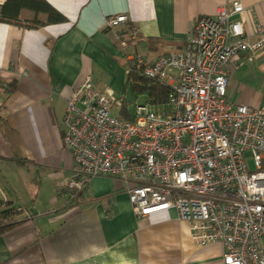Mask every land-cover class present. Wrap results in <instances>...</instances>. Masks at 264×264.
Returning a JSON list of instances; mask_svg holds the SVG:
<instances>
[{"label":"crops","instance_id":"obj_1","mask_svg":"<svg viewBox=\"0 0 264 264\" xmlns=\"http://www.w3.org/2000/svg\"><path fill=\"white\" fill-rule=\"evenodd\" d=\"M231 1L0 0V79L14 82L0 88V212L12 209L0 220L17 222L0 234V264H223V245L194 241L175 210L138 217L118 178L95 177L73 198L60 184L74 166L64 117L75 88L92 75L96 89L126 97L128 54L185 51L196 18ZM241 1L235 18L255 39L264 0ZM44 3L66 20H50ZM117 14L128 20L108 27ZM243 58L227 63L228 97L264 108V48L236 66Z\"/></svg>","mask_w":264,"mask_h":264},{"label":"built area","instance_id":"obj_2","mask_svg":"<svg viewBox=\"0 0 264 264\" xmlns=\"http://www.w3.org/2000/svg\"><path fill=\"white\" fill-rule=\"evenodd\" d=\"M230 8L199 17L183 52L155 61L128 55L127 73L169 87L162 105L137 103L124 119L111 104L120 108L125 97L95 91L89 77L75 88L64 138L74 166L63 185L73 197L95 177L118 178L138 217L175 210L194 241L223 245V264H264V108L229 99L227 70L235 55H245L236 66L255 59L264 29L250 39L233 19L243 4ZM127 19L117 14L107 23ZM138 34L130 32L133 39Z\"/></svg>","mask_w":264,"mask_h":264},{"label":"trees","instance_id":"obj_3","mask_svg":"<svg viewBox=\"0 0 264 264\" xmlns=\"http://www.w3.org/2000/svg\"><path fill=\"white\" fill-rule=\"evenodd\" d=\"M44 9L50 14V16H52L50 20H56V21L66 20V18L63 15H61L58 11H56L54 8H52L50 5H47L46 3H44ZM38 25H40V23H35V22L32 23L31 21H27L26 23V26L28 27H36ZM127 80H128V85L132 88L133 93L136 94V96L139 95L140 93H145L148 95V100L146 102H151L155 106H160L163 103L167 102L170 92L168 86L160 84L156 81H151L149 79L140 77L137 74H131V73H127ZM13 84L14 82H6L5 80L0 79V88L3 89L9 88V90H11L10 88L11 86H14ZM125 100L126 102H124L122 107H120L121 109L119 108V106H116L115 108H118L119 110L118 112L122 118L131 119L132 114L130 112V109L126 107L127 98H125ZM113 109L114 108H112V110ZM118 112L114 114H118ZM11 210H12L11 208H6L1 210L3 212L0 213L6 214L8 213L7 211H11ZM10 221L12 220H0V234L2 232H5L6 230H8L10 227H12L17 223V222L9 223Z\"/></svg>","mask_w":264,"mask_h":264},{"label":"rangeland","instance_id":"obj_4","mask_svg":"<svg viewBox=\"0 0 264 264\" xmlns=\"http://www.w3.org/2000/svg\"><path fill=\"white\" fill-rule=\"evenodd\" d=\"M234 1H236V0H232L231 2H229V3H227V4H224V5H222V6H220V8H222V7H224V6H230L231 8L230 9H232V5H233V2ZM238 1H240L242 4H243V2L241 1V0H238ZM243 6H244V4H243ZM219 8V9H220ZM244 8H245V6H244ZM219 9H218V11H217V13L216 14H218V12H219ZM216 14H214V15H211V16H215ZM127 15V14H126ZM204 15H207V16H209L210 14H204ZM238 15V14H237ZM115 16V15H114ZM201 16H203V15H200L199 17H201ZM235 16L236 15H234L233 16V19H235V20H238L237 18H235ZM110 17H112V16H110ZM198 17V18H199ZM127 18H128V15H127ZM198 18H196V20L194 21V23H193V27H192V32H191V35H190V37L192 36V33H193V29H194V26H195V24H196V21H197V19ZM232 18V17H231ZM109 19V18H108ZM128 20V19H127ZM126 20V21H127ZM125 21V22H126ZM240 21V20H239ZM124 22V23H125ZM106 25L108 26V27H112V26H110V25H108V23H107V21H106ZM121 26V25H120ZM115 27H119V26H115ZM135 27H132L131 29H130V31H129V33L134 29ZM135 29H137V28H135ZM190 37H189V39H190ZM189 41V40H188ZM138 42V41H137ZM188 43V42H187ZM131 54H139V53H131ZM128 55H130V54H128ZM128 55H127V57H128ZM127 67H128V64H127ZM127 69V68H126ZM91 78V80L93 81V76L92 75H88L86 78ZM85 80V79H84ZM83 80V81H84ZM170 81H174V80H172V79H170ZM93 84H94V81H93ZM96 88H95V85H94V90H95ZM97 91H100V90H98V89H96ZM95 90V91H96ZM112 91V90H110V89H107V90H105V91H100V93H102V94H106V92L107 91ZM113 92V91H112ZM114 93V92H113ZM126 98H127V105H126V107L128 108V109H130V112L132 113L133 112V110L135 109V106H136V104L137 103H143V102H146L147 100H148V95L147 94H145V93H140L139 95H137L136 96V94H134L133 93V90H132V88L130 87V86H128L127 85V90H126ZM73 94V93H72ZM116 95V94H115ZM116 96H119V97H123V96H120V95H116ZM70 98V97H69ZM68 98V99H69ZM124 102H126V100H124ZM117 105H116V102L114 101L112 104H111V108L113 107L114 109H113V113H117L119 110H118V108H115ZM70 108V107H69ZM67 110H68V104H67V106H66V112H65V117H64V121H65V118H66V113H67ZM247 159H248V162H249V164H250V168H251V170H254L255 169V166H254V163H253V158H252V156H251V154H247ZM25 202H27V200L25 199ZM3 204H5V203H3ZM6 205V204H5ZM4 205V206H5Z\"/></svg>","mask_w":264,"mask_h":264},{"label":"clouds","instance_id":"obj_5","mask_svg":"<svg viewBox=\"0 0 264 264\" xmlns=\"http://www.w3.org/2000/svg\"><path fill=\"white\" fill-rule=\"evenodd\" d=\"M1 9V8H0ZM1 17H2V13H1ZM1 19V18H0ZM127 64H128V62H127ZM127 70V69H126ZM124 97V96H123ZM126 98V97H125ZM65 125H66V123H65ZM66 128H67V125H66ZM66 134H67V131H66ZM66 136V135H65ZM65 136H64V138H65ZM68 150V149H67ZM74 157V156H73ZM66 179V178H65ZM64 179V180H65ZM64 180L61 182V184H60V187L62 188V189H64L65 191H66V189H65V187H64V185H63V182H64ZM91 182V181H90ZM90 182H89V184L85 187V189H83V190H80L79 192H77L76 194H75V196L78 194V193H80V192H84V191H87V188H88V186L90 185ZM75 196H73V197H75ZM70 197V196H69ZM73 197H71V198H73ZM7 208V207H6ZM18 210H21V209H18ZM29 217V216H28ZM30 217H32V216H30Z\"/></svg>","mask_w":264,"mask_h":264}]
</instances>
